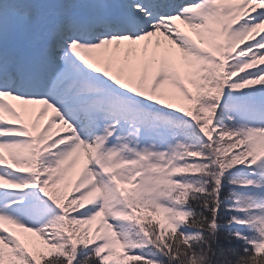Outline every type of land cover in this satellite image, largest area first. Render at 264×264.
<instances>
[{"label": "snow or ice", "instance_id": "6c2138e0", "mask_svg": "<svg viewBox=\"0 0 264 264\" xmlns=\"http://www.w3.org/2000/svg\"><path fill=\"white\" fill-rule=\"evenodd\" d=\"M250 112L264 0H0V264H264Z\"/></svg>", "mask_w": 264, "mask_h": 264}, {"label": "rangeland", "instance_id": "374dc122", "mask_svg": "<svg viewBox=\"0 0 264 264\" xmlns=\"http://www.w3.org/2000/svg\"><path fill=\"white\" fill-rule=\"evenodd\" d=\"M151 69V65H149V70ZM260 93L258 92L257 93V96H259ZM246 117L248 119H251V120H259L261 118H264V116H262L260 113L258 112H250V113H247L246 114ZM22 220H24V222H28L27 220H25L23 217H21ZM130 223H134V222H130Z\"/></svg>", "mask_w": 264, "mask_h": 264}, {"label": "trees", "instance_id": "16d2710c", "mask_svg": "<svg viewBox=\"0 0 264 264\" xmlns=\"http://www.w3.org/2000/svg\"><path fill=\"white\" fill-rule=\"evenodd\" d=\"M194 91V89H192ZM184 107L187 109L189 107L188 102H184Z\"/></svg>", "mask_w": 264, "mask_h": 264}]
</instances>
